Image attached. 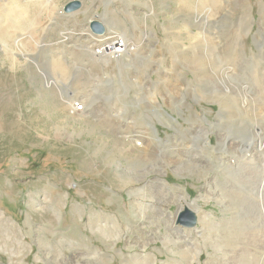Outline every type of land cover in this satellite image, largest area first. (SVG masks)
<instances>
[{
	"label": "rangeland",
	"instance_id": "rangeland-1",
	"mask_svg": "<svg viewBox=\"0 0 264 264\" xmlns=\"http://www.w3.org/2000/svg\"><path fill=\"white\" fill-rule=\"evenodd\" d=\"M66 1L0 0V264L84 262L91 251L125 264L139 230L160 264L171 255L160 233L185 230L167 214L179 187L200 196L199 168L223 179V196L240 181L225 159H208L203 134L220 147L264 127V0H81L62 16ZM95 16L136 45L132 56L92 55ZM150 125L163 140L154 160L116 145L120 131ZM157 178L170 188L159 192ZM198 202L221 216V202ZM108 214L118 238L89 225Z\"/></svg>",
	"mask_w": 264,
	"mask_h": 264
},
{
	"label": "bare ground",
	"instance_id": "bare-ground-1",
	"mask_svg": "<svg viewBox=\"0 0 264 264\" xmlns=\"http://www.w3.org/2000/svg\"><path fill=\"white\" fill-rule=\"evenodd\" d=\"M209 2L210 0H200L203 7L207 6ZM208 10L209 13L212 11L211 8ZM206 18L208 17L206 16ZM105 29L104 33L95 35L93 40L97 48L93 46V50L96 52L92 55H96L99 61L101 60L104 63H108L110 58L119 60L124 55L132 56L136 45L129 44L127 39L117 32L119 38L115 43L114 40L108 39V36L105 37V35H110L114 31L109 32L106 27ZM102 36L105 38H102ZM16 44H19V40ZM195 61H197V64L198 62L201 63L200 59ZM47 84L49 83L47 82ZM155 115L157 117V114ZM158 116L161 120H166L162 117V114H158ZM206 122L209 125L212 124L211 121L207 120ZM120 132L122 134L115 139L116 145L130 144L133 149L139 151L140 155H148L151 160H154L156 156L158 145H163V140L156 134L155 127L151 125L146 132L139 131L133 135L123 131ZM203 137V146L208 150V159L210 161L225 159L227 170L238 171L237 178L240 181L237 180L239 181L238 184H230L223 196L215 184V182L223 184V179H217L216 174L211 179L208 177V169L202 170L198 167V174L204 179L203 193L197 198L189 199L183 187H179L181 195L176 200L177 210L175 213L167 212L171 216L172 226H174V222L177 223L175 220L177 211L187 208L194 213L195 224L191 226L181 225L179 227L185 230H172L175 234L171 230L160 233L159 238L171 253L170 257H166L167 260H162L160 264H193L195 261L199 263L202 258V251L207 253L205 264H264V127L259 130L252 129L251 135L244 139L245 142L243 138L239 141L234 138H219L221 146L225 144L234 154L232 161L220 151L221 146L216 147L211 144L205 134H203ZM168 161L172 164L181 162L178 157ZM157 180L155 188L159 192L160 190L162 192L163 188H170L166 186L165 179L157 178ZM145 189L144 185L135 189L136 195L138 196L139 192ZM205 197L222 203L220 217L202 208L198 200L205 199ZM136 204L138 205V202ZM149 205L153 204L149 203ZM152 207H155V205ZM163 214V209L159 214L156 211L154 212V215H157L155 218ZM100 218L101 216L98 219L91 218L89 225L93 228L96 227L108 238L121 236L122 229L120 230L119 220L113 214L104 216V220ZM197 222H199L198 226L196 225ZM123 232L127 234L126 231ZM139 232L136 243L139 245L140 250L125 256V264H156V254L145 250L147 244L145 242V239H147L146 231L139 230ZM177 232L181 233V236L180 234L177 235ZM91 255L93 260H98L99 264H105L101 262L102 254L91 251ZM93 260L87 258L84 262L74 261L58 264H96L93 263Z\"/></svg>",
	"mask_w": 264,
	"mask_h": 264
},
{
	"label": "water",
	"instance_id": "water-1",
	"mask_svg": "<svg viewBox=\"0 0 264 264\" xmlns=\"http://www.w3.org/2000/svg\"><path fill=\"white\" fill-rule=\"evenodd\" d=\"M81 6H82L81 0H68L62 5L59 14L62 16H67L70 13L78 11L81 8ZM87 26L88 29L93 34H102L106 31L105 23L97 19L96 16L88 20ZM163 111L167 113L164 109ZM175 220L180 226L181 225L191 226L194 225L196 221L194 213L187 208H184L183 210L181 209L178 210L176 213Z\"/></svg>",
	"mask_w": 264,
	"mask_h": 264
},
{
	"label": "built area",
	"instance_id": "built-area-1",
	"mask_svg": "<svg viewBox=\"0 0 264 264\" xmlns=\"http://www.w3.org/2000/svg\"><path fill=\"white\" fill-rule=\"evenodd\" d=\"M106 36H108V39L110 38V39H112V40H114L115 41V43H116V41H117V39L119 38V36H118V34L116 33V32H112V33H110V35L108 34V35H105V37ZM104 36H102V38H103ZM104 37V38H105ZM97 45H95V47H96ZM97 48V47H96ZM99 48V47H98Z\"/></svg>",
	"mask_w": 264,
	"mask_h": 264
}]
</instances>
